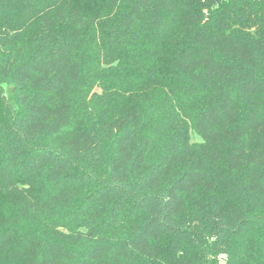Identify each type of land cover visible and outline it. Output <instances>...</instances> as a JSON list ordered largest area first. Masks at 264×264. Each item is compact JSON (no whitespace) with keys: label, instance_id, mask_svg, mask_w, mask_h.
Listing matches in <instances>:
<instances>
[{"label":"trees","instance_id":"1","mask_svg":"<svg viewBox=\"0 0 264 264\" xmlns=\"http://www.w3.org/2000/svg\"><path fill=\"white\" fill-rule=\"evenodd\" d=\"M0 264H264V0H0Z\"/></svg>","mask_w":264,"mask_h":264},{"label":"rangeland","instance_id":"2","mask_svg":"<svg viewBox=\"0 0 264 264\" xmlns=\"http://www.w3.org/2000/svg\"><path fill=\"white\" fill-rule=\"evenodd\" d=\"M192 141L201 142V139L194 132H192Z\"/></svg>","mask_w":264,"mask_h":264}]
</instances>
